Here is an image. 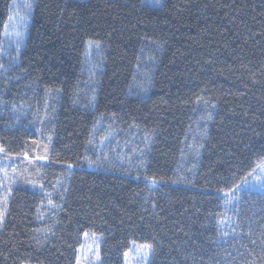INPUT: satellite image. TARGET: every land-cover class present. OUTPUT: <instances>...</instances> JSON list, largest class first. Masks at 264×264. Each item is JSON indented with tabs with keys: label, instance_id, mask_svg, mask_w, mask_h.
I'll return each instance as SVG.
<instances>
[{
	"label": "trees",
	"instance_id": "1",
	"mask_svg": "<svg viewBox=\"0 0 264 264\" xmlns=\"http://www.w3.org/2000/svg\"><path fill=\"white\" fill-rule=\"evenodd\" d=\"M160 1L35 0L23 49L4 54L0 0V160L46 161L11 186L0 264H76L87 233L100 264L134 244L150 264H264V188L231 211L222 196L264 167V0Z\"/></svg>",
	"mask_w": 264,
	"mask_h": 264
},
{
	"label": "rangeland",
	"instance_id": "2",
	"mask_svg": "<svg viewBox=\"0 0 264 264\" xmlns=\"http://www.w3.org/2000/svg\"><path fill=\"white\" fill-rule=\"evenodd\" d=\"M151 4L159 5L160 0H146ZM35 0H14L11 6V12L8 22L5 27V32L3 33V53L8 52V50L16 49L18 52L23 49L25 41L27 38V28L31 23V16L34 7ZM104 49L101 45L89 41L86 43L84 60H82L84 68L86 70L85 74L90 79V86L98 87V70L103 65ZM135 89H141L144 92V85L135 84ZM209 112L207 111L206 117H208ZM21 115L25 117H32L33 111L30 109H21ZM21 116V117H22ZM21 119L18 120L20 122ZM205 122L203 123L205 125ZM194 136H198L194 133ZM192 139V138H191ZM191 141V140H190ZM198 147L194 142H190L188 145V154L197 157ZM35 150L37 157L32 158L30 156H25L24 159L20 158H7V156L2 155L0 160V220H2L5 212V206L9 200L11 194V186L15 183V178L19 176L20 167L24 165L25 169H30L35 162L43 161L40 160L43 156ZM134 150L130 148L124 151L118 152L119 159L122 160L124 167L130 171L134 167L132 161V155ZM32 164V165H31ZM261 164V163H260ZM260 164L255 167L248 175L247 179L239 184L235 189L223 194L224 207L228 211H231L236 205L240 196L252 192H261L264 188V167ZM13 180V181H12ZM45 195H49L46 192ZM232 224L228 218H225L221 222L222 231L228 229ZM101 237L95 235L94 233H87L81 239V246L78 251L77 263L76 264H100V246ZM151 259L150 250L147 246L134 244L131 246L130 250L124 256L125 264H149Z\"/></svg>",
	"mask_w": 264,
	"mask_h": 264
},
{
	"label": "snow or ice",
	"instance_id": "3",
	"mask_svg": "<svg viewBox=\"0 0 264 264\" xmlns=\"http://www.w3.org/2000/svg\"><path fill=\"white\" fill-rule=\"evenodd\" d=\"M262 170H264V169H262Z\"/></svg>",
	"mask_w": 264,
	"mask_h": 264
}]
</instances>
